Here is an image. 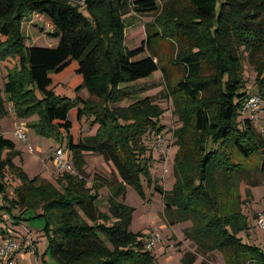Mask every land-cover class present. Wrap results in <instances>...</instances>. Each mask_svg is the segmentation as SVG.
Listing matches in <instances>:
<instances>
[{"label":"trees","instance_id":"1","mask_svg":"<svg viewBox=\"0 0 264 264\" xmlns=\"http://www.w3.org/2000/svg\"><path fill=\"white\" fill-rule=\"evenodd\" d=\"M186 1L191 15L178 19L165 16L167 20L160 24L176 19L175 25L147 33L138 47L129 49L122 46L120 11H153L156 0H83V10L67 0H0V34L6 36L0 42V59L10 54L19 62L4 82L6 99L19 115L38 112L40 118L32 124L38 131L66 136L75 171L57 176L60 190L50 181L27 179L21 171L10 168L21 183L8 197L4 173L8 163L12 166L14 142L0 134V152L9 150L8 156L0 159V237H11L13 225L26 218L25 212L40 207L42 212L34 215L45 217V228L51 230L48 249L58 264H155L145 242L129 230L133 207L120 198L126 185H137L138 172L145 170L140 136L154 128L147 115L155 116L157 108L148 98L130 106L113 104L140 91L127 84L158 70L153 55L136 57L152 38L165 36L186 40L187 44L176 59L182 65L183 78L168 91L181 126L173 131L179 145L174 158L176 181L171 193L163 194L164 204L176 207L175 216L191 218L193 231L187 236L202 252L219 251L227 264H251V260L264 264L263 253L241 244L234 235L248 227L240 212L236 178L248 169L246 161L253 155L264 154V138L252 121L237 119L250 94L243 88L242 51H247L253 65L255 94L264 109V0ZM28 13L50 21L55 45H24L20 22ZM203 62L211 65L212 74H201ZM69 75L68 87L75 91L85 88L99 101L56 96L54 87ZM34 87L40 90V98ZM1 94L0 89V113L4 112ZM84 113L99 120L103 130L94 135L74 134ZM187 113L192 117L189 139L197 158L194 151L181 152ZM85 153L98 154L110 162L117 179L108 182L94 175L92 186H87L82 169ZM259 160L264 176V160ZM107 184L108 211L104 212L99 210L97 199L98 190ZM220 191L235 202L236 210L221 212ZM110 219L113 221L107 224ZM183 259L190 263L191 258Z\"/></svg>","mask_w":264,"mask_h":264},{"label":"rangeland","instance_id":"2","mask_svg":"<svg viewBox=\"0 0 264 264\" xmlns=\"http://www.w3.org/2000/svg\"><path fill=\"white\" fill-rule=\"evenodd\" d=\"M67 1L79 7L82 6L81 9L83 10V0ZM156 1L157 8L153 11L144 13H138L133 9L120 11L119 18L124 34L122 46L129 49L138 47L147 33L159 32L164 25H175L176 19L160 24L165 16L177 17L178 19L192 13L191 6L186 0ZM84 13L86 14L85 11ZM20 31L24 45L53 46L57 41V38L51 34L52 25L50 21L36 13L25 15V18L20 22ZM5 39L6 36L0 34V42L5 41ZM186 44V40L179 38L178 40L165 36L152 38L150 45L136 58L153 55L158 64V70L145 78L127 84L134 88H140V91L130 98H122L119 102L113 104L114 106H130L136 103L137 100L148 98L152 105L157 108L155 116L147 115L148 123L154 128H148L140 136V142L144 148L141 158H146L145 170L138 172L137 185H126L124 196L120 199L133 207L129 230L136 234L138 240L145 242L150 236L158 235V240L150 250L155 264H227L219 251L213 250L204 253L196 248L193 241L187 236V232L193 231L191 218L175 216L176 207L174 205L167 207L163 201V194L165 192L171 193L176 181L174 158L179 145L175 141L177 137H174L173 131L181 126V121L175 111L173 98L168 91L170 92V89L175 88L177 82L183 78L182 65L176 59L178 58V52ZM246 55L247 51H242L243 88L251 94L257 92V83L253 65ZM18 64V59L10 54L0 59V89L2 98H4L2 105L4 112L0 113V134L12 139L14 142V152L10 155L12 166L8 163L4 173L5 195L8 197L13 196L14 187L21 183L20 176L10 168L21 171L27 179L38 177L41 180L50 181L60 189L57 176L63 172L58 173L55 170L52 152L57 147L65 148L68 151L71 165H74L72 153L67 149L64 134L55 136L38 131L36 126L32 124L40 118L39 113L19 115L9 100L6 99L3 91L4 82L8 80L9 72L18 69L16 67ZM213 72L211 65L203 62L201 74L206 76ZM71 77V75L65 77L54 87L53 92L56 96L71 99L81 96L89 101H99V98L91 96L85 88L75 91L68 87L66 82ZM34 92L37 98L42 96L37 87H34ZM203 95L206 96L207 93ZM262 108L261 100L254 112L239 113L238 111L237 119L249 118L255 130L264 138V109ZM186 116L184 129L187 133L183 135L184 142L181 145V152L194 151V158H197L198 153H196L197 151H195L191 145V139H189L192 117L189 113ZM118 123L120 125L124 124L122 120H119ZM17 124H21L26 135V142H22L14 136V129ZM101 130H103L102 123L99 120L95 121L93 116L89 117L84 113L80 122L76 123L73 133L79 136L94 135ZM8 153V149L2 150L0 159L4 160ZM259 155L255 154L249 161H246L248 169L240 171L236 178V192L240 196V212L246 216L248 227L236 231L234 235L240 240L241 244L255 247L258 252L264 254V222H260V219L264 221V176L261 174L259 164L260 158L264 160V154ZM82 169L86 175L84 179L89 187L92 186L94 175L107 178L108 182L117 179L112 164L105 161L98 154L85 153ZM108 184L98 190V208L104 212L108 211ZM218 197L222 213L236 210L237 205L229 200V196H225L220 191ZM0 201H3L1 196ZM14 211L18 212L19 209L15 208ZM34 212L41 213L42 210L39 207L35 210L26 211L24 214L26 218L21 220L20 224L13 225L14 228L11 230L12 236L10 238L19 244L18 248L15 247V264H58L48 249L51 230L45 228V217L35 216ZM79 213L81 214L80 211ZM170 213L173 215H170ZM112 221L113 219H110L107 224ZM225 227L229 230V227ZM229 231L231 232V230ZM25 237L32 238L35 250L31 253L24 251L26 255L23 259H20L17 249L24 248L22 242ZM4 242L5 239L0 237V244ZM21 254H23V251L19 253L20 256ZM184 256L188 259L191 258L190 263L184 261ZM255 263H257L255 260H251V264ZM0 264H6V262L0 260Z\"/></svg>","mask_w":264,"mask_h":264},{"label":"built area","instance_id":"3","mask_svg":"<svg viewBox=\"0 0 264 264\" xmlns=\"http://www.w3.org/2000/svg\"><path fill=\"white\" fill-rule=\"evenodd\" d=\"M260 102H261L260 97L257 94L255 93L249 94L242 102L240 109H239V113L254 112ZM14 136L17 139L21 140L22 142L27 141L26 135L23 131L21 124L16 125L14 129ZM52 161L54 163L55 170L58 173L60 172L75 173L74 168L71 165L69 158H68V151L65 148L63 149L62 147H57L52 152ZM260 222H264V221L260 219ZM4 239H5V242L3 244H0V260L3 262H6V264H15V260H14L15 252L19 244H17L16 241L11 239L10 237H5ZM157 240H158V235L150 236L145 241L144 248L150 251L155 245V242ZM22 245L25 247L26 251H28L29 253L35 250V246L33 244V240L31 237L29 238L25 237L23 239Z\"/></svg>","mask_w":264,"mask_h":264},{"label":"crops","instance_id":"4","mask_svg":"<svg viewBox=\"0 0 264 264\" xmlns=\"http://www.w3.org/2000/svg\"><path fill=\"white\" fill-rule=\"evenodd\" d=\"M68 158H69V154H68ZM21 251H23V254H21V256H20L19 253H20ZM24 251H26L25 247H24V248H19V249H17V253L19 252V253H18V256L20 257V259H23L24 256L26 255V253H24ZM18 256H17V258H18Z\"/></svg>","mask_w":264,"mask_h":264}]
</instances>
